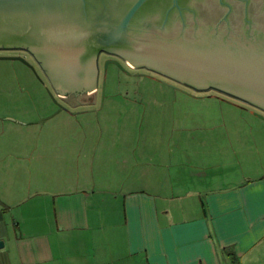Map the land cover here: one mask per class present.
I'll list each match as a JSON object with an SVG mask.
<instances>
[{
  "label": "crops",
  "instance_id": "crops-1",
  "mask_svg": "<svg viewBox=\"0 0 264 264\" xmlns=\"http://www.w3.org/2000/svg\"><path fill=\"white\" fill-rule=\"evenodd\" d=\"M37 104L23 125L5 126L26 136L28 166L13 171L0 150V264H264V166L237 172L183 140L177 160L147 146L136 156L132 126L100 129L90 153L76 116L91 111ZM37 153L51 156V177L36 171Z\"/></svg>",
  "mask_w": 264,
  "mask_h": 264
},
{
  "label": "water",
  "instance_id": "water-1",
  "mask_svg": "<svg viewBox=\"0 0 264 264\" xmlns=\"http://www.w3.org/2000/svg\"><path fill=\"white\" fill-rule=\"evenodd\" d=\"M0 50L31 54L64 100L96 89L105 52L264 111V0H0Z\"/></svg>",
  "mask_w": 264,
  "mask_h": 264
},
{
  "label": "rangeland",
  "instance_id": "rangeland-1",
  "mask_svg": "<svg viewBox=\"0 0 264 264\" xmlns=\"http://www.w3.org/2000/svg\"><path fill=\"white\" fill-rule=\"evenodd\" d=\"M12 54L15 53L0 52V56ZM31 65L34 71L20 62L0 60V150H9L13 154L9 156L13 161L9 165L17 173L25 171L24 167L28 166V160L23 158L27 152L22 146L26 136L5 126L28 121L27 110L38 111L41 105L37 103L43 99L57 109L59 104L78 112L91 111L76 116L77 122L86 124V148L90 153L99 144L100 129L109 127L116 131L120 126H132L141 130L142 136L136 156L147 155L144 148L147 146L152 152L157 151L159 158L166 159L169 152L171 158L177 160L185 154L176 147L183 140L182 144L187 141L189 146L201 145L203 149L201 147L199 152L205 161L217 162L218 153L228 156L232 163L236 162L237 172L254 173L255 169L264 166V121L254 114L257 112L264 116V111L249 104L215 91L189 93L168 81L132 75L130 72L133 70L123 66L122 69L109 67L105 71L107 78L102 100L100 92L96 96V104L91 105L89 101L72 106L57 98L40 70ZM47 90L53 94L57 104ZM34 117L39 119L41 114ZM103 141L104 145L110 142L105 138ZM120 141H113L117 148ZM124 154L129 156L130 149H126ZM35 158L39 159L36 171L42 173L46 169L48 177H51L56 169L51 156L46 158L37 153ZM239 163L241 165L238 166Z\"/></svg>",
  "mask_w": 264,
  "mask_h": 264
},
{
  "label": "flooded vegetation",
  "instance_id": "flooded-vegetation-1",
  "mask_svg": "<svg viewBox=\"0 0 264 264\" xmlns=\"http://www.w3.org/2000/svg\"><path fill=\"white\" fill-rule=\"evenodd\" d=\"M0 52H5V53H15L9 56H20L22 58H24L29 64H33L35 65L40 72L43 74L45 80L47 81V83L49 84V79L45 73V71L41 68V66L39 65V63L36 62V60L34 59V57L29 54L27 51L25 50H0ZM19 62V61H16ZM106 64V67H105ZM121 67H125V68H130L133 71L130 72V74L135 75V76H140V77H147V78H158L157 80L159 82H170L174 85H178L179 87H183L182 89L189 93H206L209 91H214L212 89H208V90H196L193 89L185 84H182L174 79H172L171 77L156 73L154 71L151 70H147L144 68H138V67H129L128 64L125 62V60H123V58L117 56V55H113V54H108L105 52H100L97 56V70H98V75H97V85H96V89L90 93V94H85V95H81L78 97H73V96H69L68 98H66L65 103H67V101H71V100H77L78 103H82L80 101L84 100L83 103H88L90 99L99 96L100 92L102 91V84L105 80V78H107V74L105 73V71L109 68H115V69H121ZM127 73V72H126ZM165 81H164V80ZM166 82V83H168ZM50 85V84H49ZM186 94H189L187 93ZM218 94H222L220 92L215 91ZM224 95V94H223ZM68 99V100H67Z\"/></svg>",
  "mask_w": 264,
  "mask_h": 264
}]
</instances>
